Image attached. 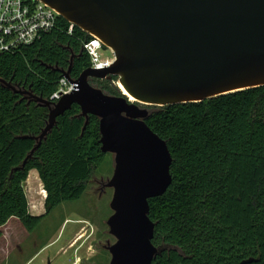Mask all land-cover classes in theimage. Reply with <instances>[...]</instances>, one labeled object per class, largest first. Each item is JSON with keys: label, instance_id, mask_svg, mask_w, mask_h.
<instances>
[{"label": "trees", "instance_id": "16d2710c", "mask_svg": "<svg viewBox=\"0 0 264 264\" xmlns=\"http://www.w3.org/2000/svg\"><path fill=\"white\" fill-rule=\"evenodd\" d=\"M69 27L58 17L56 27L32 44L0 52V79L49 100L72 55L71 79L91 67L81 45L91 37L77 27L68 34ZM116 81L89 79L103 93L122 97ZM145 108V123L165 141L172 160L171 184L148 201L157 250L151 264H264V86ZM79 113L72 105L59 116L21 167L48 110L0 84V228L17 218L32 232L54 208L85 193L105 154L99 120L89 116L82 130ZM31 170L46 193L39 216L29 213L24 191Z\"/></svg>", "mask_w": 264, "mask_h": 264}, {"label": "water", "instance_id": "95a60500", "mask_svg": "<svg viewBox=\"0 0 264 264\" xmlns=\"http://www.w3.org/2000/svg\"><path fill=\"white\" fill-rule=\"evenodd\" d=\"M39 1L96 37L113 62L71 79L72 55L61 77L75 88L56 102L0 79L2 86L48 110L37 144L21 167L72 105L85 119L82 130L89 116L96 117L100 151L114 161L106 183L113 191L106 225L115 239L108 247L109 264H151L157 250L148 201L171 184L172 160L165 141L145 123V107L198 103L264 86V0ZM112 78L127 95L110 96L89 83Z\"/></svg>", "mask_w": 264, "mask_h": 264}, {"label": "rangeland", "instance_id": "374dc122", "mask_svg": "<svg viewBox=\"0 0 264 264\" xmlns=\"http://www.w3.org/2000/svg\"><path fill=\"white\" fill-rule=\"evenodd\" d=\"M101 53L112 57L108 49ZM112 85L117 87V83ZM113 167V155L105 154L82 197L54 208L32 232L13 218L12 222L18 225L15 237L5 250L9 256L2 254L0 264H109L108 247L115 239L106 225L112 215L109 203L113 192L106 183ZM24 191L31 207L29 213L38 216L44 212V190L36 175H28Z\"/></svg>", "mask_w": 264, "mask_h": 264}, {"label": "built area", "instance_id": "2783aa9c", "mask_svg": "<svg viewBox=\"0 0 264 264\" xmlns=\"http://www.w3.org/2000/svg\"><path fill=\"white\" fill-rule=\"evenodd\" d=\"M58 17L55 10L39 0H0V52H10L20 46L32 44L42 34L56 27ZM72 30L73 26L70 24L68 34ZM90 37L89 40H83L81 45L89 56L91 68L101 70L109 67L113 62V55L103 56L102 43L96 37ZM74 88V84L61 77L48 101L56 102Z\"/></svg>", "mask_w": 264, "mask_h": 264}, {"label": "crops", "instance_id": "0c3cea01", "mask_svg": "<svg viewBox=\"0 0 264 264\" xmlns=\"http://www.w3.org/2000/svg\"><path fill=\"white\" fill-rule=\"evenodd\" d=\"M30 176H35L38 177V174L35 170H31L29 172ZM39 179V178H38ZM40 181V180H39ZM25 184V183H24ZM44 195H43V202H44V199H45V192L43 191ZM43 204V203H42ZM30 207V206H29ZM43 207V206H42ZM31 209V207H30ZM39 210V209H38ZM37 210V211H38ZM44 212H40V213H37L38 216L39 215H42ZM13 218H10L1 228H0V231L2 233L1 237H0V256H2V254L4 255H7L9 256V253L7 251H5L6 249L9 248L10 246V243L12 242L13 238L12 237H15V231L17 229V226L15 223L12 222ZM17 222V221H16ZM7 231V232H6ZM6 236V237H5ZM2 261V259H0V262ZM5 264H7V262H5Z\"/></svg>", "mask_w": 264, "mask_h": 264}, {"label": "bare ground", "instance_id": "6f19581e", "mask_svg": "<svg viewBox=\"0 0 264 264\" xmlns=\"http://www.w3.org/2000/svg\"><path fill=\"white\" fill-rule=\"evenodd\" d=\"M117 87L119 88V90H120L124 95H127L126 92H125V90L123 89V87H122L119 83H117ZM130 101H132L131 98H130Z\"/></svg>", "mask_w": 264, "mask_h": 264}]
</instances>
